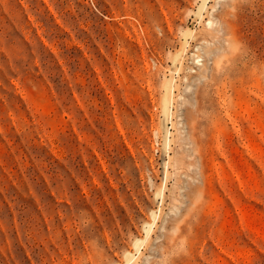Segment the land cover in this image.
I'll return each mask as SVG.
<instances>
[{
    "label": "rangeland",
    "instance_id": "374dc122",
    "mask_svg": "<svg viewBox=\"0 0 264 264\" xmlns=\"http://www.w3.org/2000/svg\"><path fill=\"white\" fill-rule=\"evenodd\" d=\"M0 264H264V0H0Z\"/></svg>",
    "mask_w": 264,
    "mask_h": 264
}]
</instances>
